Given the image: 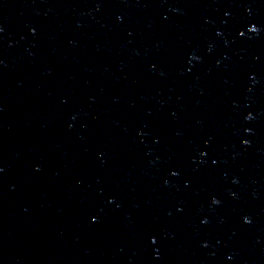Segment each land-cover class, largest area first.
Segmentation results:
<instances>
[{
  "label": "water",
  "instance_id": "1",
  "mask_svg": "<svg viewBox=\"0 0 264 264\" xmlns=\"http://www.w3.org/2000/svg\"><path fill=\"white\" fill-rule=\"evenodd\" d=\"M0 264H264V0H0Z\"/></svg>",
  "mask_w": 264,
  "mask_h": 264
}]
</instances>
